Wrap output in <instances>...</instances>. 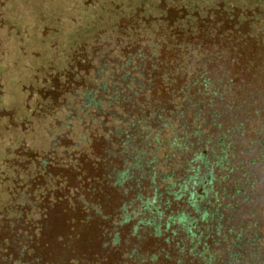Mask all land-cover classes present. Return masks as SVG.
<instances>
[{"label": "trees", "instance_id": "1", "mask_svg": "<svg viewBox=\"0 0 264 264\" xmlns=\"http://www.w3.org/2000/svg\"><path fill=\"white\" fill-rule=\"evenodd\" d=\"M158 7L38 91L22 130L47 150L2 163L0 264H264V100L242 61L264 55V0Z\"/></svg>", "mask_w": 264, "mask_h": 264}, {"label": "rangeland", "instance_id": "2", "mask_svg": "<svg viewBox=\"0 0 264 264\" xmlns=\"http://www.w3.org/2000/svg\"><path fill=\"white\" fill-rule=\"evenodd\" d=\"M162 2L189 12L216 4V0H0V170L21 143L39 153L47 150L37 128L24 133L22 126L36 127L32 113L49 76L65 70L73 52L91 44L97 32L111 29L118 16L136 9L156 16ZM244 49L242 61L254 58L259 67L251 81L264 100V55L252 44ZM5 188L0 185V206L7 200Z\"/></svg>", "mask_w": 264, "mask_h": 264}]
</instances>
